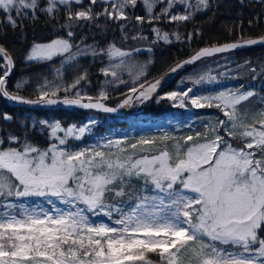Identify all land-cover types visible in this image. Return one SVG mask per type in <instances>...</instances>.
I'll return each mask as SVG.
<instances>
[{"label": "snow or ice", "instance_id": "1", "mask_svg": "<svg viewBox=\"0 0 264 264\" xmlns=\"http://www.w3.org/2000/svg\"><path fill=\"white\" fill-rule=\"evenodd\" d=\"M249 3L264 5V0ZM141 7L143 15L137 13ZM219 7V0H0V39L6 28L25 36L26 24L42 17L63 33L47 43L33 42L24 57L29 63L61 60L53 79L36 86L34 99L20 95L30 85L27 79L7 87L15 60L0 43V98L112 113L156 96L157 103L168 100L173 107H186V100L196 108L216 107L226 118L179 140L165 133L162 147L142 137L127 147L125 141L107 139L76 149L72 141L90 132L94 119L68 127L43 119L12 130L0 126V264H156L149 254L158 264H264V100L253 108L250 98L257 94L243 86L216 95L190 96L193 88L158 95L165 76L205 57L264 45V35L245 39L241 31L237 41L202 48L148 82L147 64L134 61L145 49L124 50L115 42L105 47L95 36L89 43L91 33L83 34L85 29L104 33L112 23L124 41L190 42L199 29L181 37L158 25L180 28ZM234 27L242 29L243 22L229 27V34ZM88 56L109 61L100 69L106 79L95 98L81 90L82 82L90 83L87 71L71 83L63 81L65 66L75 67ZM251 71L255 78L256 69ZM124 73L133 85L130 94L110 107L103 102L108 88L127 84ZM215 81L207 74L194 84ZM2 119L14 123L8 113ZM34 134L45 135L48 146L34 143ZM32 198L50 207L27 203ZM101 216L106 220L96 219Z\"/></svg>", "mask_w": 264, "mask_h": 264}, {"label": "trees", "instance_id": "2", "mask_svg": "<svg viewBox=\"0 0 264 264\" xmlns=\"http://www.w3.org/2000/svg\"><path fill=\"white\" fill-rule=\"evenodd\" d=\"M220 7L216 10L209 11L204 14L196 15L193 22L187 23L185 26L177 28L174 24H161L163 30L169 33L179 31L181 37H187L189 33L195 34L196 30H200V35L193 36L190 42H180L173 39V42L166 44L163 41L155 45H150L148 41H124L121 39L122 33L116 24L109 23L104 33H100L95 29H85L83 34L89 35L88 42H92V37L95 36L103 46L115 42L117 46L124 50H131L133 47L145 49L144 51L134 54V61L140 64H147V80L153 82L174 65L180 61L192 56L203 47L212 45H222L227 42H235L239 39V34L242 31L244 38H257L264 35V5L258 3H249L245 0V5L242 7L238 0H219ZM137 13L143 15L142 7L137 9ZM62 19V17H61ZM243 22V28H233V32L229 34L228 28L234 25H239ZM249 21L252 25L249 26ZM7 36L0 39L13 55L15 60V71L12 78L8 81L7 87L12 90L13 85L20 79H27L30 85L20 92L27 98H36L34 89L40 84L44 78L52 80L56 69L61 67L60 58L56 57L49 62H26L24 57L33 42L47 43L52 39L57 38V35H62V31L58 25L45 23L44 18L35 24L28 23L25 26V36H21L19 30L13 33L11 28H6ZM146 35L149 39L154 37L150 33V29L146 26ZM148 47L152 48L151 52L146 51ZM149 60L151 61L149 63ZM246 61H250V65H245ZM109 63L107 57L93 58L80 57L79 63L75 67L65 66L63 69L64 83L71 81L82 71H87L90 83H83L81 90L87 95L94 98L106 79L102 76L100 69L107 66ZM243 65V67H241ZM264 66V45H254L246 48L237 49L234 51L221 53L212 57H205L194 64L189 65L179 72L174 82L158 95L162 96L171 91H184L187 88H193L190 96L201 91L202 88L215 86H233L235 89L253 90L257 95L250 98V104L253 108L261 107V101L264 100V74H261V67ZM256 69L255 78L251 69ZM2 74V73H0ZM210 74L216 77V81L212 83L194 84V80L201 75ZM123 78L129 81L127 84L112 86L108 88L109 99L105 100L112 106H118L126 94L129 93V88L132 87L131 79L127 73L123 74ZM63 93L60 97H63ZM248 103V102H246ZM4 113L13 116L14 123H5L2 119ZM179 113L181 117L193 116L194 122L198 128L204 130L203 121L204 115L208 113L216 114L219 118H224L223 113L216 107L196 108L186 100V107H173L172 102L161 100L157 103V97L152 100L140 104L134 102L131 112L124 116L100 113L92 110L82 109H32L28 107L11 106L7 100L0 98V126L12 130L16 124L24 121L32 122L38 120L59 121L64 127L71 124L87 123L90 119H94L96 124L91 131L85 134L81 140L75 141V145L83 147L93 136H99L112 130H127L135 129L136 133L133 141L137 142L142 138L143 131H152L155 127L158 128H175V123H171L174 117ZM194 135L195 130L189 127H178V132L183 136L188 133ZM204 132V131H202ZM34 143L40 147H47L48 141L45 135L34 134L32 136ZM33 199V198H32ZM37 201V199H35ZM28 200L27 203L35 202ZM42 201V200H40ZM149 258L158 263V257L154 254H149Z\"/></svg>", "mask_w": 264, "mask_h": 264}, {"label": "rangeland", "instance_id": "3", "mask_svg": "<svg viewBox=\"0 0 264 264\" xmlns=\"http://www.w3.org/2000/svg\"><path fill=\"white\" fill-rule=\"evenodd\" d=\"M85 2H87V0H85ZM163 31H166V30H163ZM60 62H61V60H60ZM235 88L233 86L209 85V87L202 88L201 91H199L193 95H216L220 91L227 90V89L235 90ZM218 118L219 117L216 114L208 113V114L204 115V121L202 124H203V126L205 124H210V123L212 125H215V122ZM219 119H226V118L224 117V118H219ZM171 123H175V128H173L172 130L169 128H165V127H162V128L155 127L154 130H152V131H143L142 136H143V138L155 139L156 144L162 147L163 143H165V142H162L160 140V137H162L165 133H167L169 137H174L178 140L181 139L182 137H185V136H183L182 133L178 132V127L183 128V127H189V125H190L191 127H189V129H194L195 132L196 131H200V132L205 131V128H204V130L198 128V125L194 122L193 116H185L183 118L179 115V113H177V115L174 117V120ZM74 124H76V123H74ZM82 124H84V123H82ZM71 125H73V124H71ZM71 125H69V126H71ZM76 125H81V124H76ZM87 133H85V134H87ZM135 133H136L135 129L112 130V131L106 132L105 134L103 133L99 136H93V138L90 141H88L86 143V145L83 147L76 146L74 143L75 141H72V144L76 149H82V148L91 147V146H94L97 144H103L107 139H111L114 141L115 140L125 141L124 146L127 147V145H130L132 143H136L133 141V137L135 136ZM61 135H62V133H61ZM188 135H193V134L190 131L188 133ZM166 143L171 145L172 141L169 140ZM112 151H116V149H112ZM33 199L35 201V199H37V198H33ZM33 199H31L30 201H33ZM36 204H42L43 207H45V208L50 207L49 205L43 203V201H40L39 199H37V201L31 203V205H33V206H35ZM96 219L106 220V218L102 217V216L98 217ZM156 264H158V263H156Z\"/></svg>", "mask_w": 264, "mask_h": 264}, {"label": "water", "instance_id": "4", "mask_svg": "<svg viewBox=\"0 0 264 264\" xmlns=\"http://www.w3.org/2000/svg\"><path fill=\"white\" fill-rule=\"evenodd\" d=\"M259 45V44H258ZM203 48H205V47H203ZM244 48H246V47H244ZM202 49V48H201ZM200 50V49H199ZM198 50V51H199ZM218 54H221V53H218ZM218 54H215V55H218ZM214 56V55H213ZM212 57V56H211ZM191 58V56L190 57H188V58H186V59H184V60H182V61H180L179 63H181V62H183V61H185V60H188V59H190ZM178 64V63H177ZM189 65H191V64H188V65H185L182 69H179V70H177L176 72H174V73H171L170 75H167V76H165V79L162 81V83H161V86H160V88L158 89V94L160 93V92H162L163 90H165L166 88H168L173 82H174V80H175V78H176V76L179 74V72L180 71H182L183 69H185L186 67H188ZM175 66V65H174ZM173 66V67H174ZM14 71H15V68H14V70H13V72H12V74H11V76L8 78V81L12 78V76H13V73H14ZM170 71V69L167 71V72H165L163 75H161V76H164L166 73H168ZM160 76V77H161ZM159 77V78H160ZM159 78H157V79H159ZM154 97V96H153ZM61 98H63V97H61ZM106 105H108V106H110V107H114V108H116L117 106H112V105H110V104H108L106 101H103ZM7 103L9 104V105H11V106H19V107H28V108H32V109H60V108H63V109H81V108H78V107H68V106H64V105H62V104H57V105H52V106H30V105H24V104H18V103H15V102H12V101H8L7 100ZM131 108H132V106H130V107H124V108H119L116 112H112V113H109V114H114V115H119V116H124V115H126V114H129L130 112H131ZM82 110H85V111H87V110H92V111H96V112H100V113H105V112H103V111H100V110H95V109H82Z\"/></svg>", "mask_w": 264, "mask_h": 264}]
</instances>
